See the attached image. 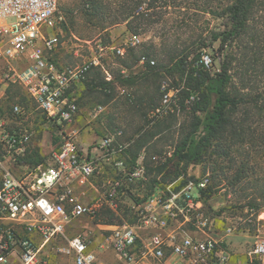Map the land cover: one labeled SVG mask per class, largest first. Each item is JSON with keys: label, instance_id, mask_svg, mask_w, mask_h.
<instances>
[{"label": "rangeland", "instance_id": "rangeland-1", "mask_svg": "<svg viewBox=\"0 0 264 264\" xmlns=\"http://www.w3.org/2000/svg\"><path fill=\"white\" fill-rule=\"evenodd\" d=\"M90 1H57L53 26H44L40 31L44 36L56 35L58 43L53 49L44 50V54L61 69L79 67L93 54H100L101 66L90 68L73 87L76 88L78 105L74 122L78 144L83 149H89L100 137L113 134L118 141L129 143L128 156L131 160L138 155L143 156L145 177L129 184L117 214L102 205L95 216H82L69 222L66 237L84 235L89 246L99 251V258L113 263L116 260L114 254L100 250L97 243L110 225L133 220V205L153 190V178L157 180L155 187L171 185L174 189H180L189 180L205 178L206 187L211 188L212 194L207 199L201 195L203 215L212 219L217 232L221 233L230 225L232 233L226 237L225 246L233 257L244 255L247 259L253 242L257 238H264V145L256 142L248 155L239 146L232 148L231 156L236 161H231L229 155L213 152L212 157L204 156L201 161L189 164L184 173L180 170L175 179L163 180L165 171L178 163L173 156L177 142L193 127L194 120H205L216 94L207 93L208 97L205 98L198 90L191 98L182 91L169 101L171 115L161 116L155 112V108L160 104L163 86L188 87L187 81L193 83L198 79L196 69L188 63L198 52L210 58L208 70L211 74L220 70L221 60L225 59L232 81L237 86L249 83L252 93L264 95V42H251L254 31L264 28V12L260 13L262 17L249 22L251 29L220 52L218 41L211 40V33L231 28L226 13L198 14L194 8H189L181 16L169 19L166 25L157 23L146 29L140 26L134 32L126 28L125 22H120L100 30L94 17L80 11L83 2L84 8L90 9V5L85 4ZM218 7L221 10L220 5ZM13 19L6 18V23ZM162 25L172 27L167 33L162 31ZM127 31L139 34L142 42L134 48L125 47L123 58L111 50L100 51L102 46L120 44ZM245 45L249 50L244 48ZM245 50L247 53L243 54ZM186 52L187 60L177 65L175 61L181 57L178 55ZM142 54L155 61L152 68L138 59ZM11 67L20 71L23 64L0 56V90L4 91L0 116L7 120L14 119L10 115L11 106L19 105L22 114L17 119L29 129L31 135L23 152L1 159L0 181L5 168L19 174L34 166L45 167L57 142L53 138L59 136V129L46 121L12 76ZM118 131L121 134H117ZM201 131L199 127L197 135H201ZM162 163H166L165 167L157 172L156 168ZM181 165L182 162H179L178 167ZM238 176L240 181H237ZM103 177L113 178L116 175L113 171H107ZM97 179H92L93 183L97 184ZM85 190L87 201L97 198V192L92 187ZM65 245L64 237L53 239L42 252L46 264H71L72 257L59 250ZM233 260L236 262L237 259Z\"/></svg>", "mask_w": 264, "mask_h": 264}, {"label": "built area", "instance_id": "built-area-1", "mask_svg": "<svg viewBox=\"0 0 264 264\" xmlns=\"http://www.w3.org/2000/svg\"><path fill=\"white\" fill-rule=\"evenodd\" d=\"M57 1L0 0V56L23 64L20 71L11 67L12 76L46 121L59 129L45 167L34 166L19 174L3 170L0 264H46L42 252L57 237L65 238L66 245L59 250L72 257L71 264H112L98 257L99 251L89 246L84 235L66 237V227L74 219L95 216L102 205L117 214L129 184L145 177L143 156L131 160L129 143L118 141L113 134L100 137L89 149L79 146L73 87L90 68L101 66V59L100 54H93L79 67L61 69L45 57L44 50L56 47L58 38L44 36L40 30L53 26ZM8 17L13 21L6 23ZM141 42L139 34L127 31L120 44L99 49L123 58L125 47ZM201 61L206 67L210 64L208 56H201ZM171 92H164L156 113L169 103ZM21 114L15 104L10 109L14 119L0 116V164L6 155L23 152L30 140L29 129L17 119ZM107 171H113L116 177L104 178ZM94 178L99 179L97 184ZM206 184L203 178L189 180L180 189L154 186L145 198L134 203L133 220L110 225L97 246L112 252L122 264H230L231 253L225 243L232 227L217 232L212 219L201 211L200 190ZM88 187L97 192L91 202L86 200ZM244 264H264V238L253 242Z\"/></svg>", "mask_w": 264, "mask_h": 264}, {"label": "trees", "instance_id": "trees-1", "mask_svg": "<svg viewBox=\"0 0 264 264\" xmlns=\"http://www.w3.org/2000/svg\"><path fill=\"white\" fill-rule=\"evenodd\" d=\"M85 4L90 5V9L87 7L85 9L83 2L81 13L84 12L86 16L94 17L100 30L120 22H125L126 28L134 30V32L140 26L146 29L157 23L166 25L169 19L181 16L189 8H194L198 14L222 15L226 13L231 21V28L211 33V40L218 41L220 52L229 47L231 41L239 39L243 33L249 28L251 29L249 22L262 17L260 13L264 12V0H92ZM219 5L221 10L218 9ZM163 25L162 31L168 33L172 25L168 27ZM262 29L264 30V28ZM262 29L258 28L254 31L251 42L258 40L263 44L264 32ZM244 48L249 50L247 45ZM187 53L178 55L181 57L175 61L177 65L183 64L187 60ZM245 53L247 50L243 54ZM141 57L144 58L145 66L153 67L155 63L153 59L145 54L140 55L138 59L140 60ZM151 60L154 61L153 64L150 63ZM188 63L196 69L195 73H197L198 79H195L193 83L187 81L188 87L180 88L178 85L165 88L163 86L160 99L164 92L170 89L174 91L170 99L173 96L175 98L182 91L186 93V97L190 96L191 98L198 90L205 98L210 92H214L216 96L205 120L202 122L200 119L194 120L193 127L184 133L177 142L173 156L176 157L178 163L165 171L163 180L165 178L175 179L180 174V170L184 173L189 164L201 161L204 156L212 157L213 152L229 155L228 158L231 161H236L235 157L231 156L232 148L239 146L243 150L245 149L243 152L248 155L255 147L256 142L264 145V95L257 92L252 93L253 89L249 87V83L237 86L232 81L229 65L225 59L221 60L220 70L213 74L201 61L199 52L194 54ZM247 88L250 90L247 91ZM169 106L170 103L161 108V116L171 115ZM199 127L202 128L201 135H197ZM53 140L56 141L57 137H54ZM179 162H182L180 167H178ZM165 165L166 163L160 164L156 171L160 172ZM237 181H240L239 176ZM151 182L152 186H155L157 180L153 178ZM200 194L207 199L211 196L212 190L210 187H205L200 190Z\"/></svg>", "mask_w": 264, "mask_h": 264}, {"label": "crops", "instance_id": "crops-1", "mask_svg": "<svg viewBox=\"0 0 264 264\" xmlns=\"http://www.w3.org/2000/svg\"><path fill=\"white\" fill-rule=\"evenodd\" d=\"M3 89L0 90V103L2 102L4 96H3ZM233 258H236V262H234ZM246 258L244 255H236L233 257L232 253H231V260H230V264H244ZM112 264H122L121 261H119L117 258L116 260H114V262Z\"/></svg>", "mask_w": 264, "mask_h": 264}]
</instances>
